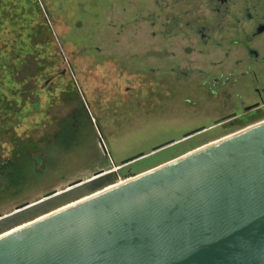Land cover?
I'll return each mask as SVG.
<instances>
[{
  "label": "rangeland",
  "instance_id": "rangeland-1",
  "mask_svg": "<svg viewBox=\"0 0 264 264\" xmlns=\"http://www.w3.org/2000/svg\"><path fill=\"white\" fill-rule=\"evenodd\" d=\"M183 7L180 0H0V163L9 164L0 170V197L25 188L26 179L40 188L28 199L63 192L23 223L185 154L188 146L121 167L217 117L220 109L204 91L190 98L173 81L178 75L171 68L209 69L227 51L211 48L212 42L203 46L196 31L181 32L202 13L212 24L203 5L187 18ZM60 128L83 130L82 141L72 151L77 155L51 157L59 171L58 179L48 177L58 183L52 185L39 160ZM103 160L107 166L96 170L111 168L114 177L96 178L97 171L87 169ZM81 180L97 183L69 188Z\"/></svg>",
  "mask_w": 264,
  "mask_h": 264
},
{
  "label": "water",
  "instance_id": "water-1",
  "mask_svg": "<svg viewBox=\"0 0 264 264\" xmlns=\"http://www.w3.org/2000/svg\"><path fill=\"white\" fill-rule=\"evenodd\" d=\"M0 264H264V122L3 234Z\"/></svg>",
  "mask_w": 264,
  "mask_h": 264
},
{
  "label": "flooded vegetation",
  "instance_id": "flooded-vegetation-1",
  "mask_svg": "<svg viewBox=\"0 0 264 264\" xmlns=\"http://www.w3.org/2000/svg\"><path fill=\"white\" fill-rule=\"evenodd\" d=\"M180 4L185 8L183 11H185L186 18L192 14L194 9L198 7L200 10L203 5L211 14L209 20L212 21V24H208L202 13L194 18V23L186 20L183 25L184 30L182 29L181 32L196 31L203 46H208L207 42H212L211 48L214 47L217 50L227 48V51H221L222 60L215 59L211 62L209 69L193 68L192 66H185L182 70L178 69L180 66L171 68V72L178 75L174 76L173 81H177L180 90H184V95L190 98L198 97L200 92L204 91L207 94L206 99L214 105V108L220 109V112L213 119L211 125L194 128L184 134L180 140L161 146L151 154L143 155L132 163L123 165L126 162L124 161L121 167L178 147H180L178 150L181 151L185 146H188L186 149L189 151L185 152L188 154L264 122V0H180ZM199 20L203 22H198ZM225 43H228V47H223ZM230 57L233 59L228 61ZM197 79H199L198 83ZM164 85L163 89L166 91V95L171 97L172 89L170 86ZM245 93H249L251 96L247 97ZM188 101L190 100L186 99V102ZM88 120L91 121L89 116ZM42 152L43 150L39 161L42 171H44ZM185 154L176 155L172 160ZM29 160L32 161V159ZM8 165L7 162H1L0 170ZM111 171V169L108 171L99 170L96 173L103 172L100 177L102 179L114 177L115 175ZM95 181H85L84 183L81 180L79 181L82 182L81 185L72 188L91 187L97 183ZM25 184V188L22 189L21 186L11 196L0 197V236L57 210L43 213L23 223V218L26 219L34 212L54 205L63 193L51 190L41 197L36 196L28 199L40 188L36 185L34 187L27 185V179Z\"/></svg>",
  "mask_w": 264,
  "mask_h": 264
},
{
  "label": "trees",
  "instance_id": "trees-1",
  "mask_svg": "<svg viewBox=\"0 0 264 264\" xmlns=\"http://www.w3.org/2000/svg\"><path fill=\"white\" fill-rule=\"evenodd\" d=\"M24 79H22V80H24ZM19 83H22V82L20 81ZM82 132H83V130H82ZM82 132H80V133L78 132L77 133L76 131H73L72 132L70 129L69 130L68 129H61L60 132H58V134L56 136V141L53 142V143H51L48 147H46V148L43 149V152H42V156H43V168H44V171L45 172L48 171L45 174H48V175L50 174V176L47 175L45 177L46 180L49 181L48 182L49 184L57 185L58 183L55 182V179H58V175H59V171L57 169H56L57 171L54 169V167H56L55 166L56 163H54V161L53 162L51 161V157H53V155H55V153H59V154H63V155L70 153L71 156L77 155V154H73L72 151L75 150L74 151V153H75L78 150V148L80 147V144H81L80 142L82 141V139H81ZM107 162L108 161H106V160H103L101 162H97V163H95L93 165V167L87 168V169L91 173L92 172L94 173L95 170H96V168H97V166H107L106 165ZM29 164H30L29 162H26V166H29ZM87 169H83V171L84 172H88ZM110 169H108V170H110ZM108 170H104V171H108ZM96 171L98 172L99 170H96ZM79 173H82V170L79 171ZM53 174H57V177L55 179H53V180H48V177H51V175H53ZM46 180L43 179V181H46ZM45 183H44V188L46 187V184ZM51 187H54V186H50L48 189H50ZM65 206H67V205H64V206L60 207V209L63 208V207H65Z\"/></svg>",
  "mask_w": 264,
  "mask_h": 264
},
{
  "label": "bare ground",
  "instance_id": "bare-ground-1",
  "mask_svg": "<svg viewBox=\"0 0 264 264\" xmlns=\"http://www.w3.org/2000/svg\"><path fill=\"white\" fill-rule=\"evenodd\" d=\"M161 166V165H160ZM159 167V166H158ZM129 180V179H128ZM125 182V181H124Z\"/></svg>",
  "mask_w": 264,
  "mask_h": 264
}]
</instances>
